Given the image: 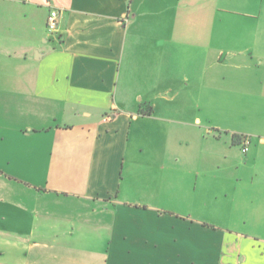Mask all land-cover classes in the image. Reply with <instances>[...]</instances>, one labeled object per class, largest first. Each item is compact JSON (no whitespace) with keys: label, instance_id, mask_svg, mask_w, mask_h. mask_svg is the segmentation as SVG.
Here are the masks:
<instances>
[{"label":"crops","instance_id":"crops-1","mask_svg":"<svg viewBox=\"0 0 264 264\" xmlns=\"http://www.w3.org/2000/svg\"><path fill=\"white\" fill-rule=\"evenodd\" d=\"M0 264H264V0H0Z\"/></svg>","mask_w":264,"mask_h":264},{"label":"built area","instance_id":"built-area-1","mask_svg":"<svg viewBox=\"0 0 264 264\" xmlns=\"http://www.w3.org/2000/svg\"><path fill=\"white\" fill-rule=\"evenodd\" d=\"M47 31L49 36H56L59 31V12L52 8L47 18ZM242 151L247 153L249 151L250 142L248 138L242 140Z\"/></svg>","mask_w":264,"mask_h":264}]
</instances>
